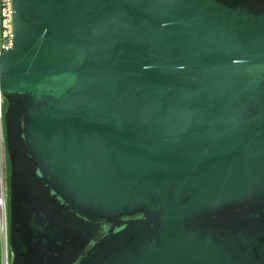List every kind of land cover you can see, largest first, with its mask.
Instances as JSON below:
<instances>
[{
	"label": "water",
	"instance_id": "obj_1",
	"mask_svg": "<svg viewBox=\"0 0 264 264\" xmlns=\"http://www.w3.org/2000/svg\"><path fill=\"white\" fill-rule=\"evenodd\" d=\"M12 19L11 264H264V0H12Z\"/></svg>",
	"mask_w": 264,
	"mask_h": 264
},
{
	"label": "built area",
	"instance_id": "obj_2",
	"mask_svg": "<svg viewBox=\"0 0 264 264\" xmlns=\"http://www.w3.org/2000/svg\"><path fill=\"white\" fill-rule=\"evenodd\" d=\"M13 48V19L12 0H0V54L3 49ZM4 111L3 99L0 96V134L3 133ZM6 153V152H5ZM6 165L3 153L0 154V237L3 255L9 251V209H8V184L6 179ZM6 253V254H5ZM11 263V262H10ZM3 264V260H2ZM9 264V263H8Z\"/></svg>",
	"mask_w": 264,
	"mask_h": 264
},
{
	"label": "rangeland",
	"instance_id": "obj_3",
	"mask_svg": "<svg viewBox=\"0 0 264 264\" xmlns=\"http://www.w3.org/2000/svg\"><path fill=\"white\" fill-rule=\"evenodd\" d=\"M5 146H6V143H5V133H4V131H3V133L0 134V154L3 153V160H4L5 165H6ZM6 253H7V256H8V257H6V256L3 255V258H2V260H3V264H8V263L11 264V263H10V262H11V255H10V253H8V251H7ZM6 253H5V254H6Z\"/></svg>",
	"mask_w": 264,
	"mask_h": 264
},
{
	"label": "trees",
	"instance_id": "obj_4",
	"mask_svg": "<svg viewBox=\"0 0 264 264\" xmlns=\"http://www.w3.org/2000/svg\"><path fill=\"white\" fill-rule=\"evenodd\" d=\"M7 105L6 103L3 101V111H5ZM6 179H7V184H8V181H9V166H8V160H7V157H6Z\"/></svg>",
	"mask_w": 264,
	"mask_h": 264
}]
</instances>
